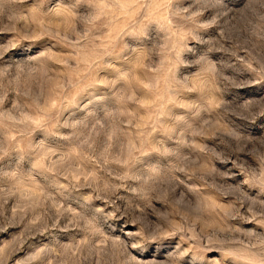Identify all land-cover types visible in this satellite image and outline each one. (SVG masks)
<instances>
[{"label":"rangeland","instance_id":"rangeland-1","mask_svg":"<svg viewBox=\"0 0 264 264\" xmlns=\"http://www.w3.org/2000/svg\"><path fill=\"white\" fill-rule=\"evenodd\" d=\"M0 264H264V0H0Z\"/></svg>","mask_w":264,"mask_h":264}]
</instances>
